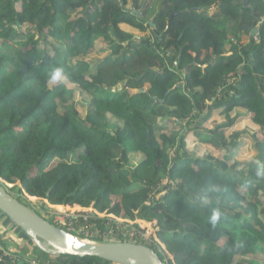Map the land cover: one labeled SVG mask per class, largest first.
<instances>
[{
  "label": "trees",
  "instance_id": "16d2710c",
  "mask_svg": "<svg viewBox=\"0 0 264 264\" xmlns=\"http://www.w3.org/2000/svg\"><path fill=\"white\" fill-rule=\"evenodd\" d=\"M181 1L0 0V179L156 221L166 264H262L264 0ZM56 68L66 79L51 86ZM249 115L252 130L226 135ZM192 136L224 155L191 152ZM37 252L39 264H111Z\"/></svg>",
  "mask_w": 264,
  "mask_h": 264
},
{
  "label": "water",
  "instance_id": "95a60500",
  "mask_svg": "<svg viewBox=\"0 0 264 264\" xmlns=\"http://www.w3.org/2000/svg\"><path fill=\"white\" fill-rule=\"evenodd\" d=\"M258 30L252 32L255 36ZM0 211L43 254L51 257L97 258L111 264H166L151 247L135 243L90 241L60 229L19 201L0 184Z\"/></svg>",
  "mask_w": 264,
  "mask_h": 264
},
{
  "label": "built area",
  "instance_id": "2783aa9c",
  "mask_svg": "<svg viewBox=\"0 0 264 264\" xmlns=\"http://www.w3.org/2000/svg\"><path fill=\"white\" fill-rule=\"evenodd\" d=\"M0 184L6 186L8 183L0 179ZM32 209L36 210L35 208ZM38 211L36 210V212ZM42 211L46 213V216L41 211L42 215L38 214L43 218H50L51 222H49L56 227L63 229L72 235L90 241L135 243L146 245L151 248L161 247L163 250H166L157 234L160 231L159 228L158 230L157 228L154 229L155 225L157 226V223L155 224L140 219H123L107 212H99L92 207L84 208L79 205H53L49 203L48 200H45L42 206ZM11 232L13 233L14 243L18 245V247L21 246L19 253H17L19 250L18 248L16 251L13 246L9 245L11 244V240L9 237L7 238L9 233L3 217V220L1 219L0 221V261L5 258L17 260L19 257L22 259L27 257L29 259L28 261L32 264H39L41 259L38 252L36 251V254H38L36 255L33 249L28 248V245L22 240V238L25 239V237H18V229ZM22 241L23 243H21ZM29 241L30 245L34 246L32 244L33 242H31V240ZM24 250H27V253Z\"/></svg>",
  "mask_w": 264,
  "mask_h": 264
},
{
  "label": "rangeland",
  "instance_id": "374dc122",
  "mask_svg": "<svg viewBox=\"0 0 264 264\" xmlns=\"http://www.w3.org/2000/svg\"><path fill=\"white\" fill-rule=\"evenodd\" d=\"M142 1H146V0H142ZM209 0H182L181 2L183 3V4H198V3H205V2H208ZM241 26H242V30H244V29H248L250 26H251V22L249 21V20H244V21H242V24H241ZM126 29H128V28H126ZM251 35H252V33H251ZM244 37H246L247 38V40H248V38H249V36L248 35H244ZM242 43H244V42H242ZM104 55L103 54H96L95 55V57L94 58H100V57H103ZM64 81V80H63ZM51 86H52V84H51ZM54 86V85H53ZM69 87L71 88V87H73V86H71V85H69ZM76 92H75V101H76V107L79 109V111L84 115L85 113H86V108L84 107V105H83V102H81V101H83V97L81 96V94H80V92L78 91V90H75ZM176 104L177 103H183V100L182 99H176L175 101H174ZM217 113H219V112H217ZM214 119L216 120V119H218V114H216V115H214ZM216 123H219L218 121H215ZM212 123H214V122H212L211 121V123L210 124H212ZM253 129V126H252V124H251V119H250V115L249 116H242V117H240V119H238V121L236 122V124L233 126V127H231V128H227L226 129V135L227 136H230V135H233V134H236V133H239V132H241V133H247L248 131H250V130H252ZM259 135V134H258ZM245 137V136H244ZM248 137V136H247ZM245 141L247 142V140H246V138H245ZM188 147H189V149H190V151L191 152H196V153H198V155H207V154H209V153H212V154H214L215 156H218V157H220V156H223L224 154L223 153H221L219 150H217V149H215V148H213V147H211L210 148V146H208V145H203V144H201V143H199V141H198V139L197 138H195V137H188ZM251 152H250V149H248V148H245L242 152H241V155H240V157H241V159L242 158H244V157H250L251 155ZM250 155V156H249ZM165 184H166V181L164 182ZM164 184V185H165ZM8 185V186H7ZM6 186L9 188V189H13L15 186H18L19 188H21L22 190H23V192H24V198L25 199H23L24 201V203L26 204L27 203V205L31 208H35L38 212L37 213H39V214H41L42 215V213L41 212H43L42 211V206H43V204H44V202H45V200L44 199H39V198H37V197H32V196H30L29 195V193L25 190V188H24V186L21 184V182H18V183H16V184H7ZM165 193V191L162 193V194H164ZM14 194L16 195V194H18V190L16 189V191L14 192ZM35 210V211H36ZM41 211V212H40ZM43 214L46 216V213L45 212H43ZM3 217H4V221H5V223H6V227H7V229H8V233H9V236H7V238L9 237V239L11 240L10 241V243L11 244H9V245H11V246H13V247H16V248H18L19 250H18V252L17 253H19V251H20V249H21V246L20 247H18V245H16L14 242V240H13V233L11 232V231H15L16 229H18V232H19V235H18V237L20 236V238H22L23 236L25 237V235H24V233L16 226V225H14L1 211H0V221H1V219L3 220ZM48 221H50L51 222V219L50 218H48V217H45ZM152 223H155L156 224V221H154V222H152ZM157 228V230H158V227L155 225V227H154V229H156ZM13 229V230H12ZM22 240L24 241V243L25 244H27L28 245V248L29 249H33V251H34V253L36 254V251H37V249L34 247V246H32V245H30V241H29V239L28 238H26L25 237V239L24 238H22ZM23 241L21 242V243H23ZM163 246H164V244H163ZM162 246V247H163ZM164 248H165V246H164ZM14 251H15V249H14ZM16 251H17V249H16ZM15 251V252H16ZM43 254V253H42ZM36 255H38V254H36ZM164 256V255H163ZM167 256H169V255H167ZM171 258V257H170ZM25 259H27V260H29L27 257H25ZM262 264H264V262L262 261Z\"/></svg>",
  "mask_w": 264,
  "mask_h": 264
},
{
  "label": "clouds",
  "instance_id": "9594fccd",
  "mask_svg": "<svg viewBox=\"0 0 264 264\" xmlns=\"http://www.w3.org/2000/svg\"><path fill=\"white\" fill-rule=\"evenodd\" d=\"M64 79H66L65 73L62 68H56L54 69L48 77V82L50 84H59ZM256 175L258 177L264 178V162H260L257 167ZM198 200H200L203 203H207V197L205 196H198ZM221 213L218 209H214L211 215V223L213 226L217 223V221L220 219Z\"/></svg>",
  "mask_w": 264,
  "mask_h": 264
}]
</instances>
